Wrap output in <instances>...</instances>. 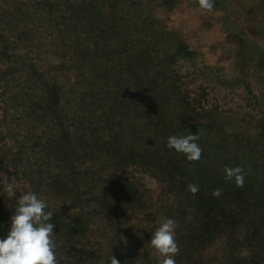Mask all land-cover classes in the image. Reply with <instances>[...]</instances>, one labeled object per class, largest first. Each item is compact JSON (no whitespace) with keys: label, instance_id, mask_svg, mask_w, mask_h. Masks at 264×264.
<instances>
[{"label":"trees","instance_id":"trees-1","mask_svg":"<svg viewBox=\"0 0 264 264\" xmlns=\"http://www.w3.org/2000/svg\"><path fill=\"white\" fill-rule=\"evenodd\" d=\"M126 1L103 0L111 20L99 17L93 0L71 5L72 22L66 31L76 34L75 57L70 59L72 66L75 63L74 81L67 89V80L60 88L53 80L39 97L41 115L55 120L56 151L63 164V173L51 179V185L72 198L71 207L78 210L73 221L61 222L67 252L59 262L111 264L113 256L119 264H159L149 244L151 234L163 219L171 218L179 247L176 264H264V155H252L251 146L241 155L239 145L229 152L224 138L203 135H198L203 151L197 161L166 147L169 136L197 135L187 127L191 118L200 116L185 96L174 93L176 82L159 72L162 66L149 61L152 49L143 44L147 36L138 34L130 41L122 37L132 19L128 11L116 18L115 9L122 11L139 0ZM101 32L102 38L115 32L112 39H118L110 50L94 41ZM5 33L0 30V73L10 65L11 44ZM178 51L190 55L183 45ZM172 98L178 103H171ZM61 102L60 110L54 109ZM226 166L243 170L242 187L225 178ZM129 167L143 168L157 178L168 201L145 209L125 173ZM190 184L199 190L193 194ZM217 188L220 195L214 196ZM90 215L103 220L106 243L85 244ZM9 224L10 212L0 205V237L6 236ZM216 245L219 255L214 257L209 249Z\"/></svg>","mask_w":264,"mask_h":264},{"label":"rangeland","instance_id":"rangeland-1","mask_svg":"<svg viewBox=\"0 0 264 264\" xmlns=\"http://www.w3.org/2000/svg\"><path fill=\"white\" fill-rule=\"evenodd\" d=\"M80 2L0 0V30L11 44L9 68L0 73V205L11 217L17 200L26 193H35L46 202L45 211L53 213L50 222L55 225L52 240L57 264L67 252L61 222L73 221L78 210L71 207L72 198L61 196L58 187L51 185V179L63 173V164L56 151L55 120L41 115L39 97L53 80L58 88L67 80V89L74 81L75 63L72 66L70 59L75 57L76 34L66 28L72 22L71 5ZM102 4L103 0H93L99 17L111 20ZM115 10L116 18L128 11L132 19L122 37L130 41L138 39V34L147 36L143 44L153 53L148 49L149 61L162 66L159 72L176 82L174 93L185 96L200 116L191 118L190 132L214 140L224 138L229 152L239 145L243 148L239 155L251 147L252 155H264V0H214L211 11L201 10L198 0H139ZM114 33L102 38L101 32L94 41L110 50L118 39H112ZM179 45L190 55L178 51ZM171 103L178 101L172 98ZM62 106L61 102L54 109ZM215 128L224 136H216ZM125 173L137 187L145 209L168 201L162 183L151 173L137 167ZM5 181L13 185L15 195L4 190ZM104 226L103 220L90 215L85 244L106 243L109 235ZM218 246L209 249L214 257L219 255Z\"/></svg>","mask_w":264,"mask_h":264},{"label":"clouds","instance_id":"clouds-1","mask_svg":"<svg viewBox=\"0 0 264 264\" xmlns=\"http://www.w3.org/2000/svg\"><path fill=\"white\" fill-rule=\"evenodd\" d=\"M201 10L211 11L214 0H198ZM198 135L169 136L166 147L177 153L184 154L189 161H197L202 154V148L197 143ZM225 178L234 180L235 184L242 187L245 182L243 170L239 167H225ZM4 190L9 195H15L12 184L5 181ZM193 194L199 189L197 185H189ZM221 189L213 191L214 196H219ZM47 204L38 198L35 193H26L17 200V207L10 217V224L6 236L0 237V264H57L55 244L52 240L55 225L51 223L52 212L45 209ZM156 252L159 264H176L175 255L179 247L175 239V221L165 218L151 234L149 242ZM111 264L119 261L111 256Z\"/></svg>","mask_w":264,"mask_h":264}]
</instances>
